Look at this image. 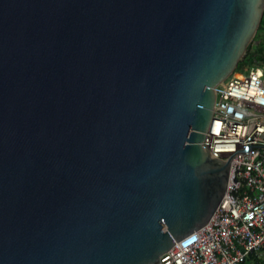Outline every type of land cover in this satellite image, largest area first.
I'll list each match as a JSON object with an SVG mask.
<instances>
[{"label": "water", "instance_id": "obj_1", "mask_svg": "<svg viewBox=\"0 0 264 264\" xmlns=\"http://www.w3.org/2000/svg\"><path fill=\"white\" fill-rule=\"evenodd\" d=\"M264 0H0V264H160L232 158L204 146Z\"/></svg>", "mask_w": 264, "mask_h": 264}, {"label": "built area", "instance_id": "obj_2", "mask_svg": "<svg viewBox=\"0 0 264 264\" xmlns=\"http://www.w3.org/2000/svg\"><path fill=\"white\" fill-rule=\"evenodd\" d=\"M216 94L203 146L224 160L246 153L232 158L228 191L211 221L177 242L160 264H246L264 251V68L234 73Z\"/></svg>", "mask_w": 264, "mask_h": 264}, {"label": "trees", "instance_id": "obj_3", "mask_svg": "<svg viewBox=\"0 0 264 264\" xmlns=\"http://www.w3.org/2000/svg\"><path fill=\"white\" fill-rule=\"evenodd\" d=\"M260 67L264 68V17L255 38L248 47L246 54L239 62L238 67L235 70V74L248 73L251 69ZM248 261L258 262V255H250L246 260V263ZM262 264H264V262H262Z\"/></svg>", "mask_w": 264, "mask_h": 264}, {"label": "rangeland", "instance_id": "obj_4", "mask_svg": "<svg viewBox=\"0 0 264 264\" xmlns=\"http://www.w3.org/2000/svg\"><path fill=\"white\" fill-rule=\"evenodd\" d=\"M226 86V84L224 85ZM258 259L259 261H254V262H250L248 261L246 264H253V263H256V264H262V262H264V251H262L259 255H258Z\"/></svg>", "mask_w": 264, "mask_h": 264}]
</instances>
